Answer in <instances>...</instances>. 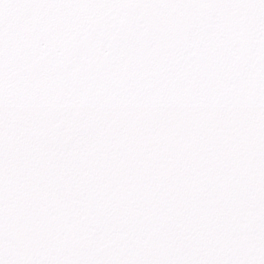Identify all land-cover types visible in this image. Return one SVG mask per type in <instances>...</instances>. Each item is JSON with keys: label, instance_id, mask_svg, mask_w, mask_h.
<instances>
[{"label": "snow or ice", "instance_id": "1", "mask_svg": "<svg viewBox=\"0 0 264 264\" xmlns=\"http://www.w3.org/2000/svg\"><path fill=\"white\" fill-rule=\"evenodd\" d=\"M0 264H264V0H0Z\"/></svg>", "mask_w": 264, "mask_h": 264}]
</instances>
